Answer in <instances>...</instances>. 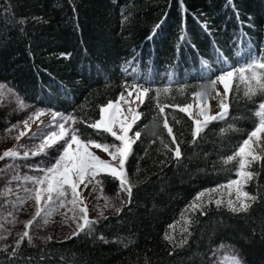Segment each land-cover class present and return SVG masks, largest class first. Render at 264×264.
I'll use <instances>...</instances> for the list:
<instances>
[{"label":"trees","instance_id":"16d2710c","mask_svg":"<svg viewBox=\"0 0 264 264\" xmlns=\"http://www.w3.org/2000/svg\"><path fill=\"white\" fill-rule=\"evenodd\" d=\"M249 45L256 55L264 51V0H0V83L19 94L27 111L33 106L75 110L89 123L99 117L101 104L119 95L122 81L133 79V71L158 86L168 82L170 73L171 92L163 102L186 104L211 79L212 74L202 73L201 60L219 68L214 46L236 67L246 62L237 61L236 53ZM61 52L70 56L61 57ZM129 57L136 60L132 66L126 63ZM179 84L185 87L180 90ZM244 93L245 83L234 76L229 115L209 121L195 141L191 116L165 108L182 151V159L171 163L161 143V138L163 143L171 138L162 123L153 135L155 109L146 99L130 130L141 131L126 161L131 204L119 214H104L95 236L85 232L68 240L36 239L34 245L25 242L21 254L32 257L33 264L41 257L43 264H204L206 252L223 243L233 245L245 264H264V168L259 162L248 168L255 175L244 189L257 199L245 213L229 214L213 203L204 216L187 212L191 223L186 232L167 227L185 213L196 192L235 178L238 161L223 158L255 126V109L264 99ZM5 109L0 105V131L6 120L23 116L8 115ZM75 126L88 128L101 142L114 140L82 120ZM100 179L103 190L117 194V181L107 174ZM166 231L173 243L165 240ZM101 233L104 241L96 239ZM4 244L11 249V242ZM0 264L22 262L6 259L0 250Z\"/></svg>","mask_w":264,"mask_h":264},{"label":"snow or ice","instance_id":"6c2138e0","mask_svg":"<svg viewBox=\"0 0 264 264\" xmlns=\"http://www.w3.org/2000/svg\"><path fill=\"white\" fill-rule=\"evenodd\" d=\"M7 12L8 9H6V14ZM19 23L23 24L24 20L21 19ZM155 31L156 26L152 29V32ZM150 38L151 34L146 37V39ZM213 51L216 54L215 63L219 65V68H213L207 59H202L201 71L205 76L212 74L211 79L206 82L203 88L191 93L193 97L197 98L196 105L199 109V115L202 117L192 120V141L197 139L209 121H221L229 115L230 105L227 98L234 76L245 83L244 95L246 97L251 98L257 93L264 96V51H261L260 55H256L249 45L247 50L236 53L235 59L237 61H246L238 63L236 67H232L228 63V57L218 47L214 46ZM59 55L67 58L70 53L61 52ZM126 63L132 66L136 63V60L134 57H129ZM124 71H127V69H124ZM130 75L133 79L122 81L123 88L119 95L114 100L110 99L101 104L99 106V117L91 123L88 119L75 115V110L60 112L51 108L33 106L34 110H30L23 121L10 123L8 128L4 130L5 133L12 135L16 141H19L28 132L30 120L36 119L45 112L51 114L48 125L37 128L25 137V140L29 143L13 144L11 147L0 151V160L7 158L10 161H15L17 158L23 157L24 167L34 170V174L28 175L25 173L21 177L19 167L14 162L0 165V176L5 175V170H11V173L6 176V181L21 180L25 184L31 182L33 185L32 187L23 188L24 199L11 201L13 208H16L17 203L23 204L25 199L34 200L35 207L31 217L23 221V230L12 238L11 249L7 244L0 243V250H2L6 259L10 258L22 262V264H33L32 257L21 254L25 242L27 245H34L35 239L51 240L52 237H36L34 232H30V226L36 222V227H41L43 224L48 223L49 217L60 212L61 209L64 210L61 215L70 213L69 216H66L64 222L68 223L70 219L75 224V229L63 237L64 240H68L85 232L89 236H95V226L100 223L104 215L103 208H109L113 214H119L122 208L131 204L133 184L129 179L126 161L134 151V143L141 137L139 129L131 131L130 134V130L133 129V125L140 118L141 112L137 111V107L131 106L127 112L121 110L122 103H129V100L125 99L126 92L131 96V92L135 90L136 95L132 96L131 100H138L139 104H145L147 99L148 103L153 105L155 109L153 112V135H155L158 124L162 123L168 137L171 138L168 143H163L161 138L165 154L170 157L169 163L182 159L181 144L173 134V128L168 122L165 108L180 109V111L191 116L192 105L189 103L166 104L163 102L162 97L166 99L171 92L172 79L170 73L168 82L160 86L156 85L151 78L145 79L143 74L137 75L135 71ZM217 82L223 85L222 93L216 87ZM184 87L183 84L178 85L180 90ZM210 91H214L215 98L218 101L219 110L213 113L207 111V96ZM181 94L183 93L181 92ZM6 97L15 100L18 108L27 107L14 89L7 87L5 83H0V101H3ZM255 117V126L247 133L235 152L223 158L225 162L238 161L235 166V178L227 180L226 185L217 184L196 192L192 201L185 205L186 211L204 216L209 214L207 210L214 203L217 209H226L229 214H243L249 209L250 204L256 201L257 197L246 191L244 185L255 175L254 172L248 170L253 162H259L260 167L264 168V99L259 100L255 109ZM81 120L93 130H104V132L109 133L114 140L101 142L92 138L88 128L81 131L75 126ZM49 125L54 127L50 129ZM228 127L231 128L232 125ZM224 131L225 129H220L221 133ZM192 141H189V143H192ZM93 148L103 150L108 158H102ZM37 154H42L47 159L35 162L28 161L27 158L35 157ZM99 174L110 175L118 182L117 202H112L111 198L105 195L104 205L100 213L90 217L88 206L84 202L81 192L91 184L93 186L98 185L101 190L100 194L103 195V181L99 178ZM225 186L228 191H234L235 196L226 200L221 199L219 196L213 199V194ZM16 187L19 189L21 185L17 184ZM9 191L11 190L9 189ZM3 194L4 189L0 188V195ZM4 203H9V201H4ZM7 214L12 215L11 212ZM15 220L16 217L13 216V222ZM183 220L185 226L181 231L186 232L187 225L191 223V218L183 216ZM175 223L173 221L167 227L171 229ZM3 227L0 224V229ZM260 227L261 238L264 239V221L261 222ZM253 235H255V229H253ZM164 236L166 241L173 243V238L167 231ZM244 238L246 237L242 235L241 239ZM96 239L104 241L105 237L101 233L96 236ZM180 243L183 244L184 240L182 239ZM221 248H228L230 251L236 252L233 245L221 243L206 252L204 264H216L213 253L218 252ZM226 259L228 264H244L238 254L228 256ZM37 264H43V257L37 261Z\"/></svg>","mask_w":264,"mask_h":264},{"label":"rangeland","instance_id":"374dc122","mask_svg":"<svg viewBox=\"0 0 264 264\" xmlns=\"http://www.w3.org/2000/svg\"><path fill=\"white\" fill-rule=\"evenodd\" d=\"M7 87H9L7 85ZM216 87L220 90V92H223V85L217 82ZM10 88V87H9ZM136 92L133 90L131 92V96H129L126 92L125 99L129 100V103L121 104V110L123 112H127L128 108L131 107H139L138 100H131L132 96H135ZM196 97H193L192 101L189 103L192 105L191 107V118L192 120L200 119L199 115V109L196 105ZM26 106L27 104L24 103ZM207 104L208 109L207 111L209 113H213L218 111V101L215 98L214 91H210L209 95L207 96ZM0 105L5 107L8 115H20L23 114L22 117L14 120H6L4 128L0 131V151H2L5 148L11 147L13 144H19V143H29L25 140V137L28 136L29 133L35 131L37 128L48 125L49 120L51 118V114L48 112L43 113L41 116L37 117L36 119H32L29 122V128L28 132L25 133V136H22L19 141H16L12 135L5 133V129L8 128V125L10 123H15L16 121H23L25 117L28 115L27 107L25 108H18L16 106L15 100H13L10 97H6L3 101H0ZM187 114V113H186ZM188 115V114H187ZM52 125H49V128L51 129ZM104 132V130H101ZM106 133V132H105ZM109 134V133H107ZM131 134V133H130ZM110 135V134H109ZM113 141V140H112ZM111 142V141H110ZM94 151L97 152L99 156L102 158H108L107 154L103 152L101 149H95ZM55 154V153H51ZM29 162H35L37 160H45L47 157L43 156L42 154H37L35 157H29L27 158ZM24 158L20 157L17 158L15 161H10L9 159L5 158L0 160V165L3 164H9L10 162H14L19 167L20 176L22 177L25 173L28 175L34 174V170H30L26 167H24L23 164ZM11 173V170H5V175L0 176V188L4 189V194L0 195V224H2L4 227L0 229V243H8L12 241V238L17 234L20 233L23 230V221L26 219H29L32 215V213L35 211L34 207V200L32 199H25L23 204H16V208L14 209L12 206L11 201L24 199V193L23 188L24 187H32L33 185L31 182L23 183L21 180H12L10 182L6 181V176ZM102 174H99V178ZM17 184H20L21 187L18 189L16 187ZM226 185V183H225ZM9 189L11 191H9ZM103 191V195L100 194L101 190L98 185L93 186L89 185L88 188H85L81 195L84 197V202L88 206V215L96 216L100 213L102 206L104 205V196H108L111 198L112 202H117V194L110 195L105 190ZM207 195V194H206ZM216 196H219L221 199L226 200L228 198H233L235 196L234 191L230 192L228 191L227 187L225 186L223 189L217 191L213 194V199H215ZM4 201H9V203H4ZM11 212L12 215H8L7 213ZM64 210L61 209L60 212L54 214L53 216L48 218V223L43 224L41 227H36V222H34L33 225L30 226V232H34L36 234V237H48L51 236L55 239L63 238L65 235H67L69 232L73 231L75 229V224L70 219L68 220V223H65L64 220L66 216H69L70 213H66L65 215H61ZM187 212L182 213L180 217L175 221L176 223L173 225L171 229H169L170 232H179L181 229L185 226L183 216H187ZM104 214H111L113 213L111 209L109 208H103ZM13 216L16 217L15 222H13ZM39 219V218H38ZM36 240V239H35ZM220 245V244H219ZM230 245V244H225ZM236 249V248H235ZM238 254L241 258L239 251L236 249V252L230 251L228 248H221L218 252L213 253V256L216 259V264H228V260L226 257ZM243 260V258H242ZM244 262V261H243ZM245 264V263H244Z\"/></svg>","mask_w":264,"mask_h":264}]
</instances>
